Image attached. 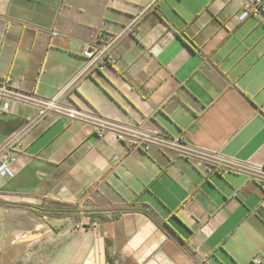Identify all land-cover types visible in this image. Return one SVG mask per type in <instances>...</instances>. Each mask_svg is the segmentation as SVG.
<instances>
[{
    "label": "crops",
    "instance_id": "crops-1",
    "mask_svg": "<svg viewBox=\"0 0 264 264\" xmlns=\"http://www.w3.org/2000/svg\"><path fill=\"white\" fill-rule=\"evenodd\" d=\"M245 1L0 0V90L10 97L0 148L24 132L14 178L0 176V229L14 226L0 240L46 243L56 264L264 261L262 184L207 173L181 151L99 138L94 123L156 128L188 149L263 165L264 17L239 21ZM137 17L114 63L78 77L90 37L120 35ZM57 96L83 118L38 117Z\"/></svg>",
    "mask_w": 264,
    "mask_h": 264
},
{
    "label": "built area",
    "instance_id": "built-area-1",
    "mask_svg": "<svg viewBox=\"0 0 264 264\" xmlns=\"http://www.w3.org/2000/svg\"><path fill=\"white\" fill-rule=\"evenodd\" d=\"M264 17V0H246L238 14L239 21H245L248 18L262 19ZM139 17L135 18L130 24L124 27L120 35L109 36L103 31H99L90 37L89 42L81 50V56L84 58V64L81 67L78 77L88 73L101 74L114 63L113 49L120 37L124 34L138 35L137 24ZM54 36L58 33L54 32ZM10 97L4 89L0 90V113H8L10 109ZM52 111L61 115H67L73 118H83L77 110H70L59 100V96L50 100L42 101L38 110V117H43L47 112ZM96 134L99 138L105 136L107 132H112L119 140L128 144L132 149H149L151 146H157L162 149H171L181 151L190 156L197 157L206 161L207 173H225L238 172L247 173L249 178L263 185L264 188V164L261 166L245 165L232 158H224L218 154L207 152L202 149H191L184 145L181 137H173L164 130L156 128H140L139 126H130L113 122L95 119ZM23 130L14 132L0 148L4 152L0 161V176L14 178L15 173L12 165L17 160V153L23 150ZM253 264H264L260 258H253Z\"/></svg>",
    "mask_w": 264,
    "mask_h": 264
},
{
    "label": "rangeland",
    "instance_id": "rangeland-1",
    "mask_svg": "<svg viewBox=\"0 0 264 264\" xmlns=\"http://www.w3.org/2000/svg\"><path fill=\"white\" fill-rule=\"evenodd\" d=\"M1 223L0 234L7 232L8 237H12L14 226L11 220L1 221ZM10 241L0 240V264H56L58 262L57 253L54 250L49 251L46 243H42L43 247L39 248L36 245L33 247L30 241H26L16 249L14 244L10 246Z\"/></svg>",
    "mask_w": 264,
    "mask_h": 264
}]
</instances>
